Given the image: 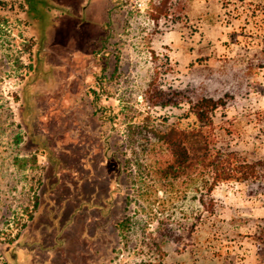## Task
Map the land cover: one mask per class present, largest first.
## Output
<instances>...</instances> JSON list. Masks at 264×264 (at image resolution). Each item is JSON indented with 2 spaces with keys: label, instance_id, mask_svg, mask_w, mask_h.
Wrapping results in <instances>:
<instances>
[{
  "label": "rangeland",
  "instance_id": "1",
  "mask_svg": "<svg viewBox=\"0 0 264 264\" xmlns=\"http://www.w3.org/2000/svg\"><path fill=\"white\" fill-rule=\"evenodd\" d=\"M33 4L0 0V264H264V177L210 212L201 176L145 169L153 131L199 124L176 90L222 98L207 138L264 161V0Z\"/></svg>",
  "mask_w": 264,
  "mask_h": 264
},
{
  "label": "trees",
  "instance_id": "2",
  "mask_svg": "<svg viewBox=\"0 0 264 264\" xmlns=\"http://www.w3.org/2000/svg\"><path fill=\"white\" fill-rule=\"evenodd\" d=\"M34 6L33 0H29ZM35 1V0H34ZM157 13H165L166 7L157 5ZM157 97L164 98L158 91ZM177 101L186 100L190 104L191 112L197 117L199 124L193 128L172 126L166 130L153 131L154 136L162 143L167 153L162 154L145 164L148 175H152L161 185L174 183L184 177L204 179V196L201 203L210 211H214L213 191L221 182L260 180L264 177V161L251 162L235 150H225L213 146L206 135V128L214 124L215 111L225 105L222 98L201 96L196 97L188 90H176L172 95ZM194 177V178H193ZM154 220V218H151ZM131 216H126L118 223L119 229L129 227ZM158 231L163 236L178 240L182 237L171 224L158 220ZM260 240L264 244V227L260 233ZM157 248L159 242L153 240ZM145 264H147L145 262Z\"/></svg>",
  "mask_w": 264,
  "mask_h": 264
}]
</instances>
